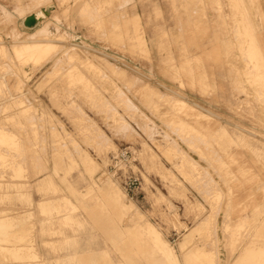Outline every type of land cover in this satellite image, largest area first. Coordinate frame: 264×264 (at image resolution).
Listing matches in <instances>:
<instances>
[{
	"label": "rangeland",
	"instance_id": "1",
	"mask_svg": "<svg viewBox=\"0 0 264 264\" xmlns=\"http://www.w3.org/2000/svg\"><path fill=\"white\" fill-rule=\"evenodd\" d=\"M263 97L264 0H0V264H264Z\"/></svg>",
	"mask_w": 264,
	"mask_h": 264
},
{
	"label": "bare ground",
	"instance_id": "2",
	"mask_svg": "<svg viewBox=\"0 0 264 264\" xmlns=\"http://www.w3.org/2000/svg\"><path fill=\"white\" fill-rule=\"evenodd\" d=\"M241 1V0H240ZM237 4V3H236ZM241 4H242V2H241ZM232 8V7H231ZM53 10L52 9V6L51 5H48L46 8H44V9H40V10H37L35 13H32V14H34L36 17H37V24L35 25V26H33V27H24L23 26V28L25 29V30H29V31H33V32H36L37 31V27H39L40 25H41V23L43 22V20H45L46 18H48L50 15H48L47 13H46V10ZM233 9V8H232ZM242 9V8H241ZM239 11V10H238ZM238 11H237V16H238ZM244 11V10H243ZM244 14V13H243ZM234 15H236L235 13H234ZM236 18V17H235ZM238 18H240V17H238ZM248 19V18H247ZM246 19V20H247ZM240 20V19H239ZM242 22V21H241ZM236 23V22H235ZM20 24H22V22H20ZM23 24H24V21H23ZM238 24V23H237ZM248 24V23H247ZM246 26H248V25H246ZM237 27H238V25H237ZM248 28V27H247ZM249 29V28H248ZM237 30H238V28H237ZM236 30V31H237ZM251 30V29H250ZM249 30V31H250ZM26 33V32H25ZM46 33V32H45ZM248 33V32H247ZM251 33V32H250ZM236 35V34H235ZM239 35V34H238ZM252 36V35H251ZM236 37H237V35H236ZM242 37V36H241ZM249 38V37H248ZM247 39V38H246ZM51 39L49 38V39H37V38H34V39H32V40H29V41H27L26 43H27V46H24L23 48H26V49H38V48H40L41 46H42V43H46V42H48V41H50ZM236 40V39H235ZM251 40V39H250ZM23 42H24V40H22ZM52 41V40H51ZM252 41V40H251ZM250 44V43H249ZM244 47V46H243ZM19 49V48H18ZM17 50V49H16ZM21 50V49H20ZM19 50V51H20ZM255 50V49H254ZM252 51V50H251ZM23 52V51H22ZM246 52V51H245ZM20 53V52H19ZM251 53V52H250ZM249 53V54H250ZM257 53V52H256ZM246 54V53H245ZM259 54V53H258ZM251 55V54H250ZM242 56H244V55H242ZM251 59H253V58H251ZM244 60V59H243ZM247 61V60H246ZM248 62V64H249V62L250 61H247ZM253 64V63H252ZM252 64H250V65H252ZM256 64V63H255ZM246 68V67H245ZM261 79V78H260ZM262 81V80H261ZM260 91V90H259ZM260 94V93H259ZM264 98V97H263ZM262 98V99H263ZM262 101H264V100H262ZM260 102V101H259ZM3 142V141H2ZM117 194V193H116ZM127 207H131V205H129V204H127L126 205ZM122 209V208H121ZM123 210H124V208H123ZM150 230H151V232H154L155 234H156V238H158L159 237V235L157 234V231L153 228V227H150ZM192 235H189V237L188 238H186L185 239V241L184 242H182V246H185V244L190 240V237H191ZM165 245H166V247L168 248V250H166V255H167V257H168V259H172V261L173 260H175V257H176V255H174L173 256V252H172V250H171V248H169L170 246L169 245H167L166 243H165ZM196 253H197V251L195 250V251H192V252H190L189 253V255L187 256V259H186V261L188 262V264H194L195 263V258H196ZM170 259V260H171ZM177 261V260H176ZM172 263V262H171ZM174 263H175V261H174Z\"/></svg>",
	"mask_w": 264,
	"mask_h": 264
},
{
	"label": "built area",
	"instance_id": "3",
	"mask_svg": "<svg viewBox=\"0 0 264 264\" xmlns=\"http://www.w3.org/2000/svg\"><path fill=\"white\" fill-rule=\"evenodd\" d=\"M130 150L123 148L113 156L110 164V169L121 180L123 188L128 196L134 198L137 196V191L141 186V181L135 175L126 174L125 170L130 162Z\"/></svg>",
	"mask_w": 264,
	"mask_h": 264
},
{
	"label": "water",
	"instance_id": "4",
	"mask_svg": "<svg viewBox=\"0 0 264 264\" xmlns=\"http://www.w3.org/2000/svg\"><path fill=\"white\" fill-rule=\"evenodd\" d=\"M46 13L49 14V10H46ZM37 24V17L33 14L24 19V25L27 27H33Z\"/></svg>",
	"mask_w": 264,
	"mask_h": 264
},
{
	"label": "crops",
	"instance_id": "5",
	"mask_svg": "<svg viewBox=\"0 0 264 264\" xmlns=\"http://www.w3.org/2000/svg\"><path fill=\"white\" fill-rule=\"evenodd\" d=\"M109 193V192H108Z\"/></svg>",
	"mask_w": 264,
	"mask_h": 264
}]
</instances>
